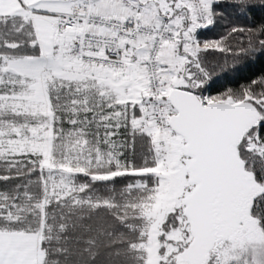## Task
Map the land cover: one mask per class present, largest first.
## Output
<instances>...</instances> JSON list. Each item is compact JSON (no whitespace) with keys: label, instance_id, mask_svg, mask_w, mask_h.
<instances>
[{"label":"snow or ice","instance_id":"6c2138e0","mask_svg":"<svg viewBox=\"0 0 264 264\" xmlns=\"http://www.w3.org/2000/svg\"><path fill=\"white\" fill-rule=\"evenodd\" d=\"M0 264H264V0H0Z\"/></svg>","mask_w":264,"mask_h":264},{"label":"trees","instance_id":"16d2710c","mask_svg":"<svg viewBox=\"0 0 264 264\" xmlns=\"http://www.w3.org/2000/svg\"><path fill=\"white\" fill-rule=\"evenodd\" d=\"M239 71H240L241 73H243V72L246 71V69L241 68V69H239Z\"/></svg>","mask_w":264,"mask_h":264}]
</instances>
